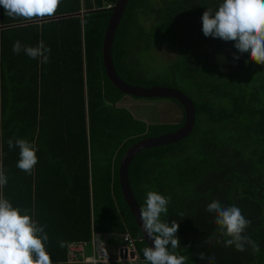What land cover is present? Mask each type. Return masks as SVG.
I'll use <instances>...</instances> for the list:
<instances>
[{"label": "trees", "instance_id": "trees-1", "mask_svg": "<svg viewBox=\"0 0 264 264\" xmlns=\"http://www.w3.org/2000/svg\"><path fill=\"white\" fill-rule=\"evenodd\" d=\"M117 1L61 0L54 16L34 21L9 17L0 6V165L8 179L0 194L47 225L52 264H69L75 243L88 242L92 256L93 234L110 252L129 236L145 261L148 245L123 198L120 164L138 142L175 133L185 122L174 100L182 119L175 124L153 123L157 117L148 124L120 108L130 96L112 85L103 61L107 8ZM221 2L130 0L112 48L119 78L181 91L196 107V125L182 142L138 155L129 179L140 208L148 191L171 197L161 219L179 223L177 252L187 264H208V257L214 264H264V65L240 54L233 41L204 36L202 15ZM17 40L32 47L43 41L51 49L48 63L13 53ZM156 45L176 56L152 75L147 67L155 63L144 64L142 56ZM9 139L37 149L31 175L17 167L19 149L10 150ZM214 200L251 221L244 235L258 253L224 246L227 237L206 211Z\"/></svg>", "mask_w": 264, "mask_h": 264}, {"label": "clouds", "instance_id": "clouds-1", "mask_svg": "<svg viewBox=\"0 0 264 264\" xmlns=\"http://www.w3.org/2000/svg\"><path fill=\"white\" fill-rule=\"evenodd\" d=\"M61 0H0L5 14L12 18L27 21L41 20L56 14ZM111 7V8H109ZM112 10L114 7L109 6ZM202 32L205 37L219 38L225 42H235L234 47L240 54H248L256 64L264 65V0H222L214 10L209 7L202 15ZM31 59H40L48 63L51 49L43 41L37 46L22 45L16 41L13 53L21 51ZM235 60L239 56H234ZM157 87V86H156ZM8 148L19 149L17 167L31 175L38 162L37 149L25 139H9ZM8 183L5 169L0 165V188ZM171 197H165L156 191H148L143 207L139 209L143 233L154 242V247H145L143 256L147 264H187L188 257L180 255V241L177 237L179 223L173 220L171 225L161 219L167 216ZM206 211L215 215L217 232L227 237L225 247L234 246L238 252H244L250 246L254 252L260 251L258 244L244 235L251 221L246 219L236 206L225 207L219 201H212ZM30 210L13 207L12 203L0 194V264H52L46 243L49 236L47 225H41L29 214ZM99 247L105 253L104 242L97 236ZM64 247V242H60ZM199 260H205L203 253ZM208 264H214V257H208Z\"/></svg>", "mask_w": 264, "mask_h": 264}, {"label": "water", "instance_id": "water-1", "mask_svg": "<svg viewBox=\"0 0 264 264\" xmlns=\"http://www.w3.org/2000/svg\"><path fill=\"white\" fill-rule=\"evenodd\" d=\"M129 2L130 0L117 1L115 7L112 9V15L105 34L103 43V61L109 81L115 88L126 96L137 99L174 100L183 107L185 113L184 125L177 132L138 142L128 150L120 164L119 183L123 193V198L143 235L144 241L149 247H154V242L149 239L142 230V221L140 220L139 211L140 206L138 205L131 189L129 170L135 158L142 152L178 144L190 137L196 125V107L188 96L174 88L158 86L153 88L136 87L128 85L119 78L112 59V48L118 28Z\"/></svg>", "mask_w": 264, "mask_h": 264}, {"label": "rangeland", "instance_id": "rangeland-1", "mask_svg": "<svg viewBox=\"0 0 264 264\" xmlns=\"http://www.w3.org/2000/svg\"><path fill=\"white\" fill-rule=\"evenodd\" d=\"M175 56L173 51L168 50L164 46L156 45L154 51L151 50L147 52L142 58L144 64H148L151 61L155 63V65L149 63L152 65L147 67L150 70V74L152 73V75H155L158 69L164 64V61L167 63L173 62L175 61ZM140 57L141 56H139V59ZM120 108L130 109L134 118L145 121L148 124L152 123L151 117L158 118V121L153 123L175 124L182 120L180 107L170 100H145L126 97L120 105Z\"/></svg>", "mask_w": 264, "mask_h": 264}, {"label": "built area", "instance_id": "built-area-1", "mask_svg": "<svg viewBox=\"0 0 264 264\" xmlns=\"http://www.w3.org/2000/svg\"><path fill=\"white\" fill-rule=\"evenodd\" d=\"M111 8V7H109ZM99 237V236H98ZM100 238V237H99ZM104 242L105 251L99 247L97 235L92 237V256L86 255V248L88 242L84 244L75 243L68 246V260L69 264H146L147 262L139 258L134 242L129 236L124 237V242L116 251L110 252L107 241ZM81 257V261L78 258Z\"/></svg>", "mask_w": 264, "mask_h": 264}]
</instances>
